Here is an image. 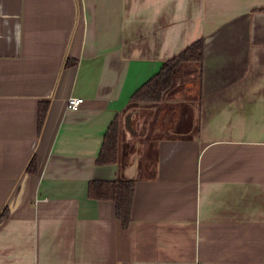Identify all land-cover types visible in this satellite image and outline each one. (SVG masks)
I'll list each match as a JSON object with an SVG mask.
<instances>
[{"label":"crops","instance_id":"crops-1","mask_svg":"<svg viewBox=\"0 0 264 264\" xmlns=\"http://www.w3.org/2000/svg\"><path fill=\"white\" fill-rule=\"evenodd\" d=\"M203 37L194 99L180 82L129 108ZM116 118L118 159L98 164ZM118 177L135 179L126 225L89 194ZM5 204L0 264H264V0H0Z\"/></svg>","mask_w":264,"mask_h":264},{"label":"trees","instance_id":"trees-1","mask_svg":"<svg viewBox=\"0 0 264 264\" xmlns=\"http://www.w3.org/2000/svg\"><path fill=\"white\" fill-rule=\"evenodd\" d=\"M206 39L199 38L181 53L165 60L157 73L146 80L131 95L129 108L139 106H154L161 103L166 94L181 81L189 79L191 75L184 74L183 68H198V77H201L203 59L205 55ZM184 76V77H183ZM188 76V77H186ZM49 108V101L42 100L39 104V125L43 126ZM119 119H114L106 131L100 152L98 164L115 163L118 159ZM33 162V161H32ZM31 162V163H32ZM135 191L134 178L91 179L89 181V194L100 198H112L116 202L117 216L126 225L131 218V206ZM9 213V206L5 204L0 211V220Z\"/></svg>","mask_w":264,"mask_h":264},{"label":"rangeland","instance_id":"rangeland-1","mask_svg":"<svg viewBox=\"0 0 264 264\" xmlns=\"http://www.w3.org/2000/svg\"><path fill=\"white\" fill-rule=\"evenodd\" d=\"M187 75L189 76L190 74H187ZM198 82H199V77L197 74L195 75V80L193 79V81L189 79H185L181 81L180 83L181 84L180 88L182 87V89L180 90L181 96L188 97V98L190 97L191 100L194 99V97H196L198 93Z\"/></svg>","mask_w":264,"mask_h":264},{"label":"built area","instance_id":"built-area-1","mask_svg":"<svg viewBox=\"0 0 264 264\" xmlns=\"http://www.w3.org/2000/svg\"><path fill=\"white\" fill-rule=\"evenodd\" d=\"M84 101L83 97L70 96L67 99V107L70 109H76ZM47 199V198H45Z\"/></svg>","mask_w":264,"mask_h":264},{"label":"water","instance_id":"water-1","mask_svg":"<svg viewBox=\"0 0 264 264\" xmlns=\"http://www.w3.org/2000/svg\"><path fill=\"white\" fill-rule=\"evenodd\" d=\"M139 110L138 109H134V110H130L129 113L126 116V123L128 127H131V117L133 113H137Z\"/></svg>","mask_w":264,"mask_h":264}]
</instances>
